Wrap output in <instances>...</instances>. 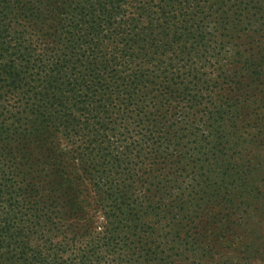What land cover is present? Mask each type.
I'll list each match as a JSON object with an SVG mask.
<instances>
[{"label":"trees","instance_id":"16d2710c","mask_svg":"<svg viewBox=\"0 0 264 264\" xmlns=\"http://www.w3.org/2000/svg\"><path fill=\"white\" fill-rule=\"evenodd\" d=\"M263 162L264 0H0V264L226 263Z\"/></svg>","mask_w":264,"mask_h":264},{"label":"rangeland","instance_id":"374dc122","mask_svg":"<svg viewBox=\"0 0 264 264\" xmlns=\"http://www.w3.org/2000/svg\"><path fill=\"white\" fill-rule=\"evenodd\" d=\"M263 166V167H262ZM264 162L261 164L258 175L260 176V187L259 190L264 194ZM89 183V181L87 182ZM90 184V183H89ZM89 190L91 186H88ZM249 214L242 212L240 210H234V214L231 216V221L236 220L242 221V232L235 237L230 247L221 248L217 250L215 257L216 261L224 262L223 264H264V205L262 202L255 203L253 206L249 207ZM259 231L260 239H257V246H260V251L255 252L253 250L250 253L248 245L250 243L251 232ZM246 232V233H245Z\"/></svg>","mask_w":264,"mask_h":264}]
</instances>
